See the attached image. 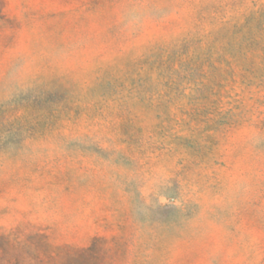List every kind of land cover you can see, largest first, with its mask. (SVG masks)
<instances>
[{
  "label": "rangeland",
  "instance_id": "1",
  "mask_svg": "<svg viewBox=\"0 0 264 264\" xmlns=\"http://www.w3.org/2000/svg\"><path fill=\"white\" fill-rule=\"evenodd\" d=\"M0 264H264V0H0Z\"/></svg>",
  "mask_w": 264,
  "mask_h": 264
}]
</instances>
